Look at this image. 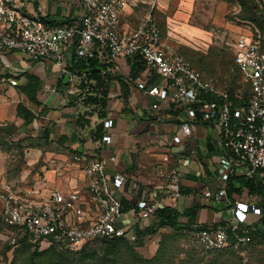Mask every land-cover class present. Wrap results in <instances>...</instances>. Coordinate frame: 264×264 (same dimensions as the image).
<instances>
[{"label": "built area", "instance_id": "obj_1", "mask_svg": "<svg viewBox=\"0 0 264 264\" xmlns=\"http://www.w3.org/2000/svg\"><path fill=\"white\" fill-rule=\"evenodd\" d=\"M82 15L71 26L51 28L42 15L29 11V0H0V56L19 53L31 58L53 62L61 78L67 77V93H81L78 75L66 63L65 49L73 48L79 59H92L97 53H107L110 61L119 58L144 61L148 70L163 80L162 86L138 87L147 96L167 100L173 90L175 104L186 112L181 135L174 138L180 144L183 137L193 133V121L199 116L215 123L221 133L224 148L238 161L246 164L249 175L264 178V28L255 27L250 34L240 35L234 43L233 59L242 80L249 87L244 100L242 94L230 95L219 87L182 55L168 48L161 28L153 13L149 12L130 34L123 35L119 21L128 7L127 0H80ZM256 16L264 26V0H258ZM20 85L15 74L0 72V97ZM159 104H153L158 109ZM112 119L104 121L108 131ZM111 144L106 135L102 146ZM73 160L81 164L88 182L86 192L58 188L48 191L29 188L14 191L8 183L0 181V225L16 230V245L25 238L32 244L55 246L64 250H78L97 239L126 237L137 240L136 227L141 218L154 216L162 205L146 191L131 210L135 221H126L127 213L118 192L123 190L127 177L120 172L110 174L111 159L78 153ZM229 169L221 168L225 180ZM166 195L168 199L181 198V174L177 169L168 172ZM227 194L225 188L206 196L221 202ZM261 216V208L237 203L232 219L212 230L194 228L188 234V245L203 256L225 250H240L251 241L249 214Z\"/></svg>", "mask_w": 264, "mask_h": 264}, {"label": "crops", "instance_id": "obj_2", "mask_svg": "<svg viewBox=\"0 0 264 264\" xmlns=\"http://www.w3.org/2000/svg\"><path fill=\"white\" fill-rule=\"evenodd\" d=\"M127 1L128 7L119 21L123 35L132 33L143 18L135 12L131 0ZM133 1L135 4L143 1L147 5L149 0ZM29 11L42 15L51 28L76 24L82 15L80 0H29ZM73 54L72 47L65 49L66 63L70 66ZM98 55L104 64L110 65L109 70L115 76L110 87L109 119L114 125L106 134L111 140L108 146L94 143L85 136L78 137L75 124L80 109L76 105V96L67 93L68 79L61 78L56 64L19 53L0 56V72L15 74L20 80L18 87L10 90L5 98L0 97L2 183L10 184L17 192L29 188L86 192L88 182L83 166L73 160L75 154L85 153L116 158L108 171L110 174L120 172L127 177L125 188L118 192L124 206L128 202L135 207L149 191L152 199L158 200L162 207H173L181 214L191 213L196 208L192 229L212 230L229 222L237 203L264 208L263 197L240 182L241 179H253L264 184V178L250 176L248 166L227 152L215 123L199 116L193 121L192 135L183 137L182 142L176 144L174 138L181 135L186 112L175 104L173 90L167 100L149 97L138 84L162 86L163 80L158 75L135 60L119 58L110 61L107 53ZM28 76L37 78L42 86L36 95L38 105L21 90L28 83ZM81 79L78 77L79 85ZM155 103L159 104L158 109H153ZM19 105L31 111L34 120L27 122L19 115ZM94 118L95 123L97 119ZM24 143L33 145L26 151L27 170L20 171L14 163L13 145ZM222 167L230 170L227 180L219 174ZM173 169L180 172L182 179V196L178 200L168 199L165 189L166 176ZM27 179L31 182L26 183ZM221 188L227 190L221 202L206 196ZM132 209L126 211V221H135ZM2 211L3 203L0 202V213ZM258 218L250 213L249 224L253 225ZM188 221V217L181 218L185 224ZM139 223L149 227L156 223V219L147 216Z\"/></svg>", "mask_w": 264, "mask_h": 264}, {"label": "rangeland", "instance_id": "obj_3", "mask_svg": "<svg viewBox=\"0 0 264 264\" xmlns=\"http://www.w3.org/2000/svg\"><path fill=\"white\" fill-rule=\"evenodd\" d=\"M255 1L149 0L145 5L143 1L135 4L131 0L130 4L139 16L153 13L168 48L190 61L222 89H233L230 91L241 94L247 87L234 65L233 47L240 35L250 34L258 27L248 22ZM31 145H13L14 163L20 171L28 168L24 161ZM28 182L30 179L26 180ZM19 236L18 231L0 225V264H77L79 261L102 264L108 257L107 242H94L84 252L71 254L42 246H13L12 239ZM162 243L170 252L166 261L171 259L173 264H264L263 238L250 241L240 250L207 256L193 253L185 234L174 236L169 230L147 237L142 244L125 242L122 245H129L143 258L152 260L158 256Z\"/></svg>", "mask_w": 264, "mask_h": 264}, {"label": "trees", "instance_id": "obj_4", "mask_svg": "<svg viewBox=\"0 0 264 264\" xmlns=\"http://www.w3.org/2000/svg\"><path fill=\"white\" fill-rule=\"evenodd\" d=\"M259 2H254L252 10L250 9V20L248 22L258 25L261 29L264 28L262 20L256 16V11L259 9ZM135 61L140 66H145L144 61L137 58ZM190 62V61H189ZM234 62V59H233ZM191 63V62H190ZM235 65V63H234ZM236 66V65H235ZM110 65L104 64L100 59L98 53L92 59H79L73 54V60L71 64V69L75 74H77L81 79L80 89L81 93L76 96V105L79 107L80 111L77 116L75 129L78 137L85 136L92 142H101L107 134V130L104 127V121L109 119L110 113V102H111V92L110 87L115 80V76L109 70ZM237 68V66H236ZM238 70V68H237ZM239 71V70H238ZM240 73V72H239ZM28 83L21 87L23 93H25L30 100L38 105L39 102L36 99L37 92L41 90V84L37 78L33 76H28ZM247 91L241 93L246 100L249 94V87L246 85ZM233 89H226L232 97L236 93L230 91ZM18 114L23 116L25 120H34V114L23 106L18 107ZM96 117L97 121L94 123L93 118ZM244 186H247L251 192L258 193L264 199V184L258 183L256 180H244L240 181ZM134 206H131L128 202H125L124 209L128 211ZM195 210V211H194ZM191 213L181 214L175 208L170 206H165L156 211L154 217L156 223L149 227H142L140 223L136 227L137 240L135 243L130 242L126 237H111L97 239L95 241L86 243L78 250H64L55 246H42L48 249H57L62 252L67 253H82L85 249L94 242H107V248L105 252L108 253V257L102 264H173V260L166 261V257L170 254L169 249L165 247L162 243L159 249V254L156 258L152 260H147L143 258L140 254L135 251V248L129 245H122L125 242H130L132 244H142L145 239L149 236L157 235L161 230H169L170 233L177 235L185 234L188 239V234L192 230V225L196 220V208ZM188 217V223L181 222V218ZM250 235L251 241H255L258 238L264 239V208L261 207V216H259L258 221L253 225H250ZM167 238V237H166ZM250 243V242H249ZM248 243V244H249ZM13 245V244H12ZM30 246L37 248L40 245L32 244L27 238L19 240V243L13 246ZM247 245V244H246ZM245 245V246H246ZM12 246V247H13ZM192 250V249H191ZM193 253L198 256H203L195 250ZM222 252V251H221ZM219 253V252H215ZM215 253H211L215 254ZM210 255V254H209ZM77 264H88L85 261H79Z\"/></svg>", "mask_w": 264, "mask_h": 264}]
</instances>
